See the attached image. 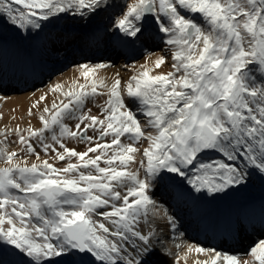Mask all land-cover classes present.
Wrapping results in <instances>:
<instances>
[{"label":"snow or ice","instance_id":"1","mask_svg":"<svg viewBox=\"0 0 264 264\" xmlns=\"http://www.w3.org/2000/svg\"><path fill=\"white\" fill-rule=\"evenodd\" d=\"M107 6L105 0H0V16L40 29L58 14L91 15ZM149 20L166 37L171 70L152 75L141 65L127 81L117 76L109 84L98 75L108 65L81 64L83 83L50 89L63 99L44 106L40 127L0 131L6 164L0 241L19 250L25 264H155L159 237L136 225L156 209L149 190L166 174L208 193L243 184L253 171L264 174V0H133L114 27L139 38ZM164 63V55L153 61L155 68ZM97 97L106 98L92 114L87 105ZM10 133L20 152L38 162L7 150ZM72 140L85 150L69 147ZM163 215L176 229L175 218ZM193 252L207 257L194 264H264V239L243 260L189 244ZM0 264H6L2 249Z\"/></svg>","mask_w":264,"mask_h":264},{"label":"rangeland","instance_id":"2","mask_svg":"<svg viewBox=\"0 0 264 264\" xmlns=\"http://www.w3.org/2000/svg\"><path fill=\"white\" fill-rule=\"evenodd\" d=\"M132 2L133 0H105L108 6L95 14L85 13L84 16L72 13L58 14L56 17L41 22L40 29L20 28L7 18L0 16V131L15 129L17 125L22 129L27 128L29 124L32 127H40L38 116L44 106L51 107L54 100L59 103V100L63 99L59 92H53L50 89L60 84L63 90L67 91L73 86L74 80L83 83L78 68L81 64L103 63L108 65L100 69L98 75L109 84L117 76L122 81H127L136 71L141 70L138 64L143 65L147 62L143 60L146 54L165 56V63L160 67L164 70L159 73L171 70V56L164 51L167 47L164 43L166 37L161 39L163 34L153 30L151 20L145 25L139 38H129L127 50L124 51L120 32L114 24L126 11L127 4ZM197 19L200 18L197 17ZM20 47L30 54V59L25 60L19 56L17 50ZM147 66L152 69L151 65ZM156 69L153 68L150 74L156 75L154 72ZM42 95L45 99L40 101ZM105 98L97 97L89 101L87 108H91L92 114L98 113L99 105ZM37 101H39L37 107L32 108ZM29 109H32V115H29ZM66 123H69L71 127L75 122L66 121ZM2 139L3 137H0V140ZM15 141V134L10 133L6 144L8 151H17L20 154L17 158H26L29 164L36 161L34 154L25 156L21 153V145ZM68 146L74 147L77 151H84L86 148L85 144H78L76 140L69 141ZM140 146L141 148L147 146V142H143ZM37 152L41 159L48 158L39 147H37ZM208 155L213 158L219 156L211 150H208ZM64 164L65 162H56L55 166L63 167ZM4 166H6L4 161H0V167ZM165 177H172L178 181L184 180L183 177L172 173L166 174ZM257 178L261 179L264 184V174L253 171L243 184L230 186L223 192L208 193L206 190L198 192L200 203L196 210L186 208L190 197L174 189L173 186L166 187L165 178L159 180L149 190V194L156 203V209L149 210L146 220L142 215L136 225L137 229H142L145 233L154 230L159 237L156 241L159 252L154 258L155 264H171V261L177 262L178 257L181 258L179 264H194L196 260L190 253H187L190 262L185 259L186 245L189 244L217 248L229 253H240L241 258H246L244 254L250 247L260 239H264V227L259 223L260 221L254 220L251 223L244 221L246 234L254 232L257 237L239 236L236 241L234 240L235 247H231L233 243L213 245L216 235L210 233V230L214 226L212 223L214 217L206 214L202 201H213L217 207L225 204L227 200L233 201L235 205L241 202L244 204L255 202L259 196L264 198V195L261 196L263 188L254 181ZM251 186L259 190L254 191L250 188ZM159 187L165 188L167 193H163ZM165 211L175 218L176 229H170L168 226L167 219L163 215ZM204 215L209 224L206 221L201 223ZM250 216L256 218L257 215L252 213ZM93 219L103 220L102 217L97 216ZM105 223L107 226V222ZM241 238H245L243 240L248 245H239ZM244 246L247 249H244ZM0 249H2L5 262H11L14 259L21 260L25 264L27 258L13 246L0 241ZM89 260H91L90 257Z\"/></svg>","mask_w":264,"mask_h":264},{"label":"bare ground","instance_id":"3","mask_svg":"<svg viewBox=\"0 0 264 264\" xmlns=\"http://www.w3.org/2000/svg\"><path fill=\"white\" fill-rule=\"evenodd\" d=\"M120 37L122 39L123 45L122 47L125 49L124 51L127 50V46L129 43V38L130 37H126L123 33H119ZM19 56L25 60L30 59V54L25 52L23 50L22 47L18 48L17 50ZM127 53H129V51H127ZM167 54L171 56L170 51H167ZM158 56L156 55H150V54H146L143 58V60H147V62H145L143 65H151L152 69L155 68L153 65V61L157 58ZM150 64H149V63ZM142 63H139L138 66H141ZM163 68H157L154 72L157 74L161 71H163ZM165 181L167 183L166 187H168V185L173 186L174 189L180 190L182 194L190 197V201L188 202V205L186 206V208L188 210L190 209H197L199 208V193L196 192L191 185L187 184L186 180L184 179L183 181H178L177 179H174L172 177H165ZM255 183H257V185L259 187H262L263 189L261 190L262 195H264V184H262L261 179H255L254 180ZM161 188V187H159ZM253 188L254 191L257 192V188L255 187H250ZM163 190V193H167V191L165 190V188H161ZM261 189V188H260ZM258 195V194H256ZM264 197V196H263ZM257 201L255 202H251V203H246L244 204V202H241L237 205H235V203L233 201H226L225 204L220 205L219 207H217L215 204H213L214 202H210L208 200L202 201L203 206L206 208V214L209 216H213L214 220L212 221V223H214V226L211 228L212 230H210V233H213L216 235L215 237V243L214 244H219V243H233L234 245L231 247H235L236 246V242H234V240L236 241V238L238 236H247V238H254L257 237L256 235H254V232H249L246 234V232L244 231V227H245V220H247L249 223H251L254 220H259L260 224L264 227V198L262 197H258V199H255ZM262 210V211H260ZM255 213L256 218H254V216H250V214ZM205 217L202 218L201 223H204L205 221L208 223V219L206 218V215H204ZM210 222V220H209ZM245 238H241V240H237L239 241V245L240 244H244V245H248V243L243 240ZM188 247V245H186ZM126 247H128V245H126ZM247 249L246 246H244V249ZM249 248V247H248ZM186 253H187V249ZM192 255V258L197 260H205L207 257L206 256H201L200 254H196L195 252L190 253ZM185 259L190 262L189 258L187 257V255L185 254ZM243 260V258H241ZM18 262V264H24L21 260H16ZM6 264H11V262H6ZM171 264H177L176 261H171Z\"/></svg>","mask_w":264,"mask_h":264}]
</instances>
